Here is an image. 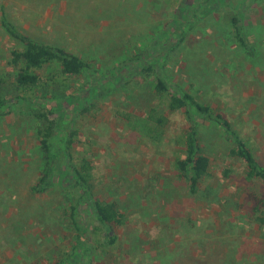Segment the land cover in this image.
<instances>
[{"label": "rangeland", "instance_id": "374dc122", "mask_svg": "<svg viewBox=\"0 0 264 264\" xmlns=\"http://www.w3.org/2000/svg\"><path fill=\"white\" fill-rule=\"evenodd\" d=\"M36 1L4 0L7 12L24 32L43 42L64 46L91 64L90 71L75 80L72 92L87 84H96L97 80H101L104 88L98 109L91 115L79 116L74 124L79 137L73 152L76 161L87 158L93 162L97 194L116 201L127 215L128 224L125 228H115L120 239L118 246L108 254L93 255V264H193L190 257L199 255L204 248L203 234H212L213 225L222 221L231 222L235 234L255 240V244L260 242L264 247V229H254L250 221L254 197L264 195V186L257 181H246L245 165L228 156L226 148L233 145L219 127L204 122L199 126L201 144L211 159V177L202 183L201 191L205 193L197 198L189 194L187 183L177 177L174 169L180 155L177 148L166 141L160 144L144 141L140 135L132 133L118 115L121 111L136 114L148 111L156 103L151 93L153 77L150 75L161 74L174 85L194 93L199 101L222 112L249 141L264 165V60L257 64L247 62L242 71H229L226 65L241 61L244 56L230 54L231 62L222 58L214 46L217 42L226 43L223 32L229 30L223 22H219L221 27L213 28V23L203 19L190 31L178 52L162 60L168 51L159 52L170 45L164 35L169 23L177 11L179 17L188 15L187 11H180L179 5H188L191 10L196 8L195 0H84L81 4L86 10H80L70 0L31 5ZM153 2L161 4L157 11ZM246 2L251 9L249 12L245 8V13L250 15L246 18L247 24L264 25V0L263 4ZM211 10L217 21L230 9L214 5ZM260 42L261 47L264 39ZM199 43H205L207 48L194 57L192 54ZM15 47L19 46L5 35L0 25V75L13 73L8 62L9 52ZM228 47L235 52L233 44ZM158 59L162 61L156 62ZM152 62L154 70L149 75L143 69ZM106 87L110 91H105ZM187 126L182 114L171 116L170 130L174 137L180 136ZM36 148L30 122L19 120L15 113L0 120V200L3 205L12 200L6 186L10 173L13 177L15 165L22 160L27 170L17 192L22 208L15 205L1 225L0 264H58L73 241L66 227L45 229L37 214L28 213L32 209L33 213L40 214V208L47 209V205L54 202L59 209L62 203L58 183L45 195H34L30 191L37 180ZM226 172H230V176L226 177ZM206 191L212 194L211 200L205 197ZM227 201L229 204L225 205ZM223 210L227 212L225 217L221 215ZM81 213L86 226L92 228L96 221L90 207L83 208ZM13 219L15 223L9 227ZM191 221L194 228L190 226ZM237 246L236 242L234 247ZM252 253L249 256H253ZM81 264H87V260L82 259Z\"/></svg>", "mask_w": 264, "mask_h": 264}, {"label": "trees", "instance_id": "16d2710c", "mask_svg": "<svg viewBox=\"0 0 264 264\" xmlns=\"http://www.w3.org/2000/svg\"><path fill=\"white\" fill-rule=\"evenodd\" d=\"M0 1H2L0 2L1 30L19 46L9 52L8 66L12 67L13 73L7 76L0 75V120L15 113L19 120L33 125L39 161L36 160L35 169L34 164L31 165L37 175L35 184L30 188L31 193L39 196L48 194L54 190L57 183L61 188L59 198L62 203L59 209L57 202H54L47 205V209L40 208V214L33 213L32 209L28 213L37 214L36 218L43 223L45 229L66 227L72 233L73 241L70 249L62 254V260L58 264H81L82 259H86L87 264H93V255L99 256V252L108 254L118 246L120 239L115 228H125L128 224L127 215L122 212L116 201L106 200L97 194L93 162L87 158L76 161L73 152L78 145L79 137L74 124L79 116L91 115L98 109L104 88L100 83L101 80H97L96 84H87L72 92L75 80L90 71L91 64L81 56L68 51L64 46L43 42L35 39L29 32H24L7 12V3L4 0ZM246 1L195 0L196 8L191 6V10L188 5H179L180 11H187L188 15L183 18L180 16L185 21L181 20L177 11L168 25L167 34L163 32L167 36L166 42L170 45L159 52L168 51L166 58L162 60L166 61L173 52L177 53L182 44L186 43L190 31L203 19L207 23L209 21L213 23V28L221 27L219 22H223L229 30L227 33L223 32L226 43L217 42L214 46L220 51L222 58L229 60L232 58L230 54L244 56V59L238 61L239 63L229 60L231 63L226 65L229 71L233 69L242 71L247 62L257 64L263 61L264 45L260 47V41L264 39V25L255 26L248 23V26L246 18L251 9L250 6H246ZM252 1L263 4L261 2L263 0ZM48 2L50 3V0H38L31 5L37 6L40 5L39 3L48 5ZM70 2L77 4L80 10L87 9L81 4L84 0H70ZM153 5L155 11L161 6L157 2H153ZM214 5L224 6L230 10L216 21L211 10ZM245 8L249 9L247 14ZM230 43L234 45L235 52L228 47ZM197 47L196 52L192 54L194 57L204 53L207 45L199 43ZM162 60L158 59L156 62ZM152 64L154 62L143 69L149 75L154 70ZM162 65L164 69L165 62ZM160 75L157 73L150 75L153 77L151 93L153 102L156 103L141 114L121 111L118 114L120 121L126 124L132 133L140 135L144 141L152 144L166 141V144L171 143L175 149L177 148L180 155L174 162V169L177 177L187 183L191 196L200 198L205 193L201 191L202 183L211 177V159L205 154L201 144L199 128L201 122L214 123V126L222 130L229 144L233 145L232 148H226L228 156L240 160L245 165L246 181L250 183L257 181L264 186V165L257 158L249 141L235 130L225 115L210 104L199 101L194 93L183 90ZM105 89L110 91L109 87ZM177 113L185 117L188 126L180 132V136L174 137L170 130L171 116ZM23 164L21 160L15 165L13 177L10 173L8 185H5L12 200L10 199L5 205L0 200L2 208L0 235L1 225L6 222V214L15 205L22 208L21 201L17 199L19 196L17 192L22 185L21 179L27 176ZM3 170L2 168L1 171ZM225 175L230 176V172H226ZM206 192L205 197L211 200L212 194L208 193L210 191ZM253 202L255 204L250 221L254 229L263 230L264 195H257ZM228 204L227 201L225 205ZM86 207H90L91 215L96 221L92 228L87 227L82 218L81 211ZM222 214L225 217L226 210H223ZM47 216L51 218L48 219ZM15 220L10 221L9 227L14 225ZM45 222L47 225L44 224ZM214 225L212 234H203L206 239L203 241L202 252L190 257L193 264L264 263V247L260 242L255 244V240L235 234L233 232L235 226L233 227L231 222L222 221L219 225ZM190 226L194 228L193 221L190 222ZM262 237L264 238V233ZM236 242L238 246L234 247ZM250 253L254 255L249 256ZM251 258L254 260L252 261Z\"/></svg>", "mask_w": 264, "mask_h": 264}]
</instances>
